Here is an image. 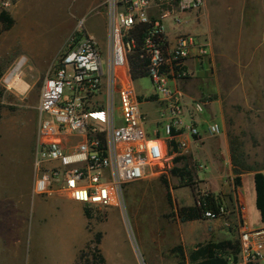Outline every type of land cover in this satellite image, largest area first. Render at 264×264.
<instances>
[{
    "label": "rangeland",
    "instance_id": "rangeland-1",
    "mask_svg": "<svg viewBox=\"0 0 264 264\" xmlns=\"http://www.w3.org/2000/svg\"><path fill=\"white\" fill-rule=\"evenodd\" d=\"M96 1L98 0H50L39 4L37 0L26 16L37 30L34 32L38 33L43 42L47 40L46 47L38 51L42 55L34 60L22 41L16 39L10 55L0 61V141L5 148L4 152L10 143L16 144L23 163H26V154L33 149L38 124L37 104L44 79L41 73L47 68L48 59L57 49L60 50L62 42H65L63 49L67 44L72 19L80 21L81 18L86 20L97 17L100 20L96 23L97 32H102L103 17L100 13L107 12L106 2L102 7L91 9L90 3ZM204 10L203 18L209 24L206 33L212 39L210 67L199 76L194 75L185 81L182 89L194 99L206 102V109L199 117L203 121H219L222 133L210 136L205 132V125L200 124L204 139L198 148L191 147L190 153L183 155L171 152L173 158L165 166H158L147 179L125 187L124 209L86 208L91 239L96 240L101 236L98 246L106 257L105 263L97 264H176L178 258L172 253V248L179 242L172 239V235L179 234L178 225H183L184 233L191 240L196 238L195 243H204L210 239L221 240V217L182 223L176 216V207L194 204L199 191L205 190L221 196V171L232 162L231 158L230 162L223 164V153L225 160L228 154L231 157V141L243 152L242 159L246 165L264 172V0H205ZM183 28L182 31H187ZM77 29L75 36L81 33V25ZM101 44L104 51L106 40ZM23 55L25 59L21 70L24 76L22 73L21 75L24 82L30 84L25 91L16 92L8 89L3 79L18 63H8V60ZM133 89L141 100V109L146 116V129L153 135L158 130L160 118L159 103L154 98V83L149 76L136 78L133 79ZM11 129L12 134L9 135ZM224 137L228 141V152L225 145L222 147ZM177 157L182 158L176 160ZM185 165L195 182L194 188L185 185V182L172 173L173 167ZM201 165L204 167L201 168ZM2 166L1 173L8 180L3 190L14 192V162L7 157L3 159ZM25 169L26 165H22V169L19 167L22 180L20 170L25 174ZM246 172H250V169ZM226 178L225 181L229 182L230 176ZM233 182L236 183L235 177ZM23 183L25 184L24 180ZM167 185L172 191V202L167 196ZM244 189L249 205V219L257 221L258 216L253 208L255 188L249 177L245 180ZM8 201L13 204L12 199ZM35 205L34 202V210ZM35 211L43 218L40 224L49 225L45 246L49 248L50 259L54 258L55 264H75L74 243L70 236L73 230L63 231V235H59L58 226L73 225L74 232L79 227L82 236L86 238L88 233L84 228L87 219L82 206H77L70 199H54L42 204L40 214ZM26 220L28 228L39 223L31 212ZM28 245L30 248V238ZM193 246L184 245L188 252ZM261 264H264V260Z\"/></svg>",
    "mask_w": 264,
    "mask_h": 264
},
{
    "label": "built area",
    "instance_id": "built-area-1",
    "mask_svg": "<svg viewBox=\"0 0 264 264\" xmlns=\"http://www.w3.org/2000/svg\"><path fill=\"white\" fill-rule=\"evenodd\" d=\"M21 0H0L7 12ZM106 49L98 40L75 32L46 73L37 104L33 195H63L88 207L124 209L125 187L154 173L176 154H189L190 139H202L201 125L210 136L222 133L217 120L203 121L202 99L188 100L179 82L194 74L188 60L209 65L211 47L199 35L182 31L188 15L198 16L205 0H106ZM147 24L142 38L134 27ZM176 31L172 36L169 30ZM78 31V30H77ZM144 60L159 103L158 130L150 134L141 100L133 89L130 59ZM197 67V68H198ZM10 73L3 79L8 89ZM22 76V75H21ZM13 82V80H12ZM164 134V137H162ZM178 154V153H177ZM201 168L204 166L201 165ZM208 191L195 199L202 206ZM235 208L243 230L241 251L230 264H261L264 260V227L246 228L245 203L237 193ZM204 212L207 219L224 217Z\"/></svg>",
    "mask_w": 264,
    "mask_h": 264
},
{
    "label": "crops",
    "instance_id": "crops-1",
    "mask_svg": "<svg viewBox=\"0 0 264 264\" xmlns=\"http://www.w3.org/2000/svg\"><path fill=\"white\" fill-rule=\"evenodd\" d=\"M36 1L37 0H21L18 3H16L11 9H9V11H7L14 21V23L9 29H3V23L0 21V61L2 59H5L7 55H10L12 51L13 42L16 39H19L20 41H22V44L24 45L26 50L29 51V53L31 54L34 60H37L39 55H42V53L38 51H41L44 47H46L47 40L43 42L42 38L38 36V33L36 34L34 32L36 30L33 27L34 24L26 16L27 13L30 12L33 3H35ZM49 1L50 0H38V3L39 4L44 3V2L47 3ZM104 2L106 1L98 0L96 2H91L90 5L92 6V8L91 7L90 8L96 9L97 7H102V4ZM105 8L107 11L106 6ZM204 12L205 10L203 7L201 12L198 14V16L194 13H191L187 17L188 23L182 24L180 28L182 29L184 26H186L183 29L185 30L187 29V32L195 33L199 35L201 38L206 39L211 47L212 39H210V37H208V34L206 33V27L209 24L207 20L205 19V17L203 18ZM1 13L2 11L0 9V14ZM81 14H85V13H81ZM100 15L103 17L102 19L103 30L101 33L97 32L96 23L97 21H100L98 20L99 18L97 17H96L97 19L96 18L92 19L93 17L91 18L89 17L86 20L84 19L82 31L83 33L94 36L98 40V42L101 44L104 39L106 41L108 39V12H105V14L101 12ZM72 20L73 21L70 22V25H69V32H68L69 37L76 30H78L77 27L82 21V18L80 19V21L75 20V19H72ZM169 32L172 36H174L175 33H173V30L170 29ZM63 42H62L61 48H59L60 50L57 49L55 53L48 59L46 63L47 68L44 70V72L41 73V77L43 75L45 77L46 73L48 72L52 64L55 62L58 54L63 49L64 43H65ZM21 59L24 60L25 56L23 55L19 58H17V56L15 58H11L10 60H8V63L18 62ZM188 64L194 70V74L189 78H193L194 75L199 76L204 70L209 69L208 67L209 65H206L203 68L202 66L198 67V62L195 59H189ZM22 74L24 76L23 71H22ZM189 78L183 79L179 82V85L181 88L185 86L186 84L185 81H187ZM185 93H186V97L188 100L195 98L191 94L187 93V91ZM36 131H37V128H36ZM10 134H12V129L9 132V135ZM35 139H36V132H35V138H34V143H33V149L29 150V152L25 156L26 163H23L22 157L19 156L20 154H18L17 152L16 144L14 145L10 143L6 151L4 152L5 148L0 141V264H55V259L53 258L51 260L49 257V253H50L49 248L45 246L46 237L48 236V231H49V225L40 224V221H42L43 218L42 216H38L35 210H37V212L40 214L41 213L40 207H42L43 203L45 204L49 200H54V199L60 201V200L69 199V198L63 195H59V194H56L53 196H47V197L41 196V195H36V196L33 195L32 187H33L34 162H35V152H34ZM203 139L204 138H202L199 141L196 139H190L189 151L191 147H193L194 149L198 148L199 143H201ZM223 145L226 146L227 152H228L229 145H228V141L226 137L222 139V147ZM223 156H224L223 164H226L225 162H228L231 159V157L228 154V158L227 160H225L224 153H223ZM7 157L10 158L14 162V165H15L16 174L13 179L14 192H12L11 190L10 191L3 190L6 187V184H7L6 181L8 180L1 173L3 172L2 161L3 159ZM22 165H26L25 174H23V170H20L23 176V180L25 181V184L23 183V180L20 177V173H19V167L22 169ZM225 168L226 169L221 171V199H222V204L227 206L228 212L226 214V217L221 218V240H224V239L236 240V239H240V235L243 230V227L240 223L239 212L235 208L237 193H239L242 196V199L244 200V203H245V222L247 224L245 225V227L250 228V229L262 228L264 227V222L261 220V214L256 205V191L255 190H254L255 192H253L254 194L253 208L255 212L257 213L258 219L257 221H252L249 219V205L247 203V198L244 193L245 191L244 188H245V180L247 177L250 178L251 183H254V188H255L254 172L252 171L243 172L242 174H240L241 184H236L233 182V178L235 177L236 179V175H233L232 162H230L228 167H225ZM25 176H26V179H25ZM228 176H230L229 182L225 181L227 179L226 177ZM145 179H142V180H145ZM142 180H138V181H142ZM130 184H128L126 187H128ZM8 199H12L13 201L12 205L10 204ZM72 201L75 202L77 206L78 204L82 206V210L87 219L84 229H85V232L88 233V236L84 238L85 236H82V231H81V228L79 227L77 229V232H74L73 225H68V224L59 225L58 230H59V235H63V231L66 232L69 230L71 231L73 230V233L70 236L72 238V243H74V252H75L74 261H75V264H77V258H78L79 252L91 240V236H90V231L88 228V217L85 213L86 208L88 206L83 203L74 201V200ZM34 202L36 204L35 210L33 209ZM30 212L33 214V217L34 216L36 217V220H39V223H36V225H31V227L28 228L26 219L27 217H29ZM178 226L180 228L179 234L177 235L176 233V236L172 235V239H175L176 242H179L178 244H182L183 247L184 245L187 244V245H194L192 249L195 248V246L199 244L200 242L195 243L197 241L196 238L194 240H191V238H189L184 233L183 225H178ZM29 238H30V248L28 245ZM82 238H84L83 241L81 240ZM215 241H219V240H215ZM56 250H58V248ZM185 251H186V248H185ZM186 252L188 253V251ZM238 255L234 257L237 259ZM187 264H191V263L187 262Z\"/></svg>",
    "mask_w": 264,
    "mask_h": 264
},
{
    "label": "trees",
    "instance_id": "trees-1",
    "mask_svg": "<svg viewBox=\"0 0 264 264\" xmlns=\"http://www.w3.org/2000/svg\"><path fill=\"white\" fill-rule=\"evenodd\" d=\"M0 21L3 23V29H9L14 23L13 19L8 12H2L0 14ZM147 24L139 23L137 24L133 32L136 34L137 38L140 40L142 38L143 32L146 29ZM130 72L133 79L148 76V69L144 67V60L136 53L130 59ZM1 77V74H0ZM154 97V96H152ZM2 98V92H0V99ZM155 98V97H154ZM2 107L0 103V108ZM2 115L0 113V120ZM234 142L231 141V158L233 164V172L236 175V184H241L240 174L250 171L254 172V182L256 191V205L261 214V220L264 222V172L260 169H254L244 163L242 159L243 152L233 145ZM182 157H177L176 160ZM172 173L178 176L185 185H191L194 188V181L190 170L185 165L184 167H173ZM167 196L172 202L173 197L169 185ZM222 204V199L220 195L209 192L203 201V205H177L176 216L182 221H190L196 219H207L204 217V212L208 209H212L216 213L219 212L220 206ZM86 210L85 213L89 217ZM101 236H98L96 240L91 239L86 246L80 250L77 264H93V263H105L106 258L104 257L100 247ZM241 251L240 239L231 240H209L204 243H199L190 252H186L182 244H178L172 248V253L178 258L176 264H230L228 260V255H234L235 257Z\"/></svg>",
    "mask_w": 264,
    "mask_h": 264
},
{
    "label": "bare ground",
    "instance_id": "bare-ground-1",
    "mask_svg": "<svg viewBox=\"0 0 264 264\" xmlns=\"http://www.w3.org/2000/svg\"><path fill=\"white\" fill-rule=\"evenodd\" d=\"M23 62H24L23 59L18 61L17 65L14 67V69L12 70L9 76V81H11V85H17L21 91L22 90L25 91L29 87V83L24 82L21 76V73H22L21 67H22Z\"/></svg>",
    "mask_w": 264,
    "mask_h": 264
}]
</instances>
